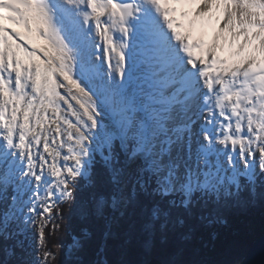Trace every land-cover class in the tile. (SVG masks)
<instances>
[{
	"label": "snow or ice",
	"instance_id": "snow-or-ice-1",
	"mask_svg": "<svg viewBox=\"0 0 264 264\" xmlns=\"http://www.w3.org/2000/svg\"><path fill=\"white\" fill-rule=\"evenodd\" d=\"M65 205L76 264H264V0H0V264Z\"/></svg>",
	"mask_w": 264,
	"mask_h": 264
},
{
	"label": "trees",
	"instance_id": "trees-1",
	"mask_svg": "<svg viewBox=\"0 0 264 264\" xmlns=\"http://www.w3.org/2000/svg\"><path fill=\"white\" fill-rule=\"evenodd\" d=\"M62 228L54 236L48 237L50 245L63 244V248L53 247L56 261L53 264H76L77 257L72 252V237L78 228V221L71 215L67 205L63 206ZM237 226L242 230L241 241L249 250L256 239L264 234V209L256 207ZM47 235V230H46Z\"/></svg>",
	"mask_w": 264,
	"mask_h": 264
},
{
	"label": "water",
	"instance_id": "water-1",
	"mask_svg": "<svg viewBox=\"0 0 264 264\" xmlns=\"http://www.w3.org/2000/svg\"><path fill=\"white\" fill-rule=\"evenodd\" d=\"M262 244H264V234L254 241L249 251L258 252Z\"/></svg>",
	"mask_w": 264,
	"mask_h": 264
},
{
	"label": "bare ground",
	"instance_id": "bare-ground-1",
	"mask_svg": "<svg viewBox=\"0 0 264 264\" xmlns=\"http://www.w3.org/2000/svg\"><path fill=\"white\" fill-rule=\"evenodd\" d=\"M9 27H11V25H9Z\"/></svg>",
	"mask_w": 264,
	"mask_h": 264
}]
</instances>
